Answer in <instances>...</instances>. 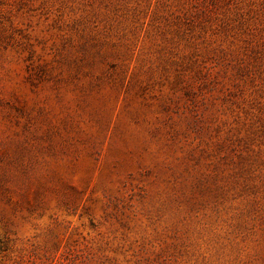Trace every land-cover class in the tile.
Masks as SVG:
<instances>
[{
    "label": "rangeland",
    "instance_id": "rangeland-1",
    "mask_svg": "<svg viewBox=\"0 0 264 264\" xmlns=\"http://www.w3.org/2000/svg\"><path fill=\"white\" fill-rule=\"evenodd\" d=\"M0 264H264V0H0Z\"/></svg>",
    "mask_w": 264,
    "mask_h": 264
}]
</instances>
